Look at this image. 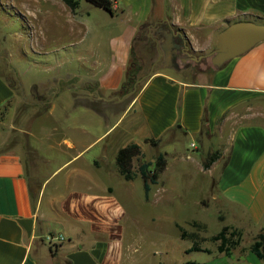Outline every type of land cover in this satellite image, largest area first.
I'll list each match as a JSON object with an SVG mask.
<instances>
[{
    "label": "crops",
    "instance_id": "1",
    "mask_svg": "<svg viewBox=\"0 0 264 264\" xmlns=\"http://www.w3.org/2000/svg\"><path fill=\"white\" fill-rule=\"evenodd\" d=\"M114 1V12H106L119 18L122 29L113 37L109 56H96L87 78L77 73L67 77L78 79L63 90L54 81L39 90L40 104L66 97L60 104L64 112L55 114L54 124L42 129L45 116L22 114L9 125L20 139L0 134V264H123L127 211L108 179L112 172L123 177L116 154L137 143L141 162L163 153L167 165L169 155L177 154L175 144L182 134L198 136L199 168L217 171L212 184L235 207L226 225L244 231L240 212L253 229L264 231V40L220 68L209 60L217 34L229 23H264V0ZM69 10L77 16L76 9ZM165 29L183 39L189 54L206 59L203 70L178 71L162 62L159 49ZM132 54L140 65L134 83L141 86L137 92L121 93ZM15 94L0 73V109ZM112 104L123 111L114 123L98 107ZM148 139H157V144ZM213 151L218 157L203 169L204 158ZM63 154L69 157L50 173L64 171L62 181L48 187L50 176L42 179L41 173L55 155ZM45 233H61L65 240L48 245ZM211 254L200 263L264 264L249 249L229 256Z\"/></svg>",
    "mask_w": 264,
    "mask_h": 264
},
{
    "label": "rangeland",
    "instance_id": "2",
    "mask_svg": "<svg viewBox=\"0 0 264 264\" xmlns=\"http://www.w3.org/2000/svg\"><path fill=\"white\" fill-rule=\"evenodd\" d=\"M63 1L0 0V73L10 81L16 93L0 109V118H3L0 134L4 136L11 133L18 139L22 137L17 130H9L13 120L22 114L45 116L42 129H49L54 124L52 118L55 114L64 112L60 104L66 97L48 99L42 94L41 98L48 99V104H40L39 90H43V85L58 82L63 90L67 82L74 83L78 79L73 76L68 81L67 77L77 73L87 78L90 76L88 67L93 69L91 61L99 55L105 58L112 51L113 37L122 27L119 18L110 17L105 10L87 0H79L75 8L77 16L74 17ZM152 61L153 58L149 63ZM138 72L135 81L140 77ZM97 75H94L95 79ZM140 86L141 83L137 82L134 91L137 92ZM123 91L121 88L120 92L125 93ZM98 107L110 115L111 123L123 112L115 104ZM123 123L124 120L118 129ZM15 126L22 128L24 125ZM97 127L95 124V129ZM32 142V139L28 140V143ZM212 142L217 144L219 139L214 138ZM191 143L197 147H192ZM175 147L177 154L169 155L168 164L159 173L157 183L151 184L147 195L137 171L142 161L140 156L133 159L136 172L132 179L127 180L114 172L108 178L127 211L121 241L123 264L203 262L212 258V251L218 252L219 241L210 240V236L231 222L229 215L235 207L224 201L212 184L217 171L213 173L199 168L201 149L198 136L182 134ZM96 149L98 146L88 154L92 155ZM153 150L146 148L147 153L156 154ZM67 157V154L61 158L55 155L41 173V178L49 177L52 169ZM63 173L50 176L48 187L62 181ZM237 214L246 226L244 231L240 230L239 244L232 249L235 253L247 250L259 232L253 229L244 214ZM180 227L186 231L185 237H181ZM194 241L202 249L187 251Z\"/></svg>",
    "mask_w": 264,
    "mask_h": 264
},
{
    "label": "trees",
    "instance_id": "3",
    "mask_svg": "<svg viewBox=\"0 0 264 264\" xmlns=\"http://www.w3.org/2000/svg\"><path fill=\"white\" fill-rule=\"evenodd\" d=\"M95 6H98L109 13H113V5L111 0H87ZM66 5L73 11L79 4V0H64ZM140 65L137 57L132 54L130 63L127 69V78L122 83L121 88L123 92H130L136 79V73L139 70ZM152 145L157 144V139H148ZM218 151L208 153L203 160V167L208 168L210 164L218 157ZM141 155L140 146L137 143H130L124 147H121L116 154V163L119 173L127 180L133 178L136 171L133 169V159ZM152 166V167H151ZM166 166V158L163 153H159L155 156L154 161H143L138 165L137 171L143 180V187L145 194L147 195L151 184L157 183L159 173ZM181 237L186 236V231L180 227ZM241 231L235 227L224 225L216 234L210 236V240L219 241L217 245V251L230 255L232 249H234L240 241ZM202 248L194 241L193 244L187 249L201 250ZM249 250L254 252L260 259H264V232L260 230L252 242L249 244ZM184 264H202L196 261H186Z\"/></svg>",
    "mask_w": 264,
    "mask_h": 264
},
{
    "label": "water",
    "instance_id": "4",
    "mask_svg": "<svg viewBox=\"0 0 264 264\" xmlns=\"http://www.w3.org/2000/svg\"><path fill=\"white\" fill-rule=\"evenodd\" d=\"M165 31L166 41L162 50L164 51L165 65L171 67L174 53L180 44L178 45L173 41L172 30L165 29ZM262 40H264V23L250 20L231 22L217 34L216 42L209 54L210 64L215 68H220L227 61L246 52ZM200 58L202 56L190 54L192 60H199ZM135 88L136 83L133 84L132 90Z\"/></svg>",
    "mask_w": 264,
    "mask_h": 264
},
{
    "label": "flooded vegetation",
    "instance_id": "5",
    "mask_svg": "<svg viewBox=\"0 0 264 264\" xmlns=\"http://www.w3.org/2000/svg\"><path fill=\"white\" fill-rule=\"evenodd\" d=\"M173 34H174L173 41L175 43H178V45L179 44L180 45L177 47L176 52L174 53L171 68L178 71L188 69L193 73L203 70L201 65L202 62H204L203 61L204 58L202 57L199 60L190 59V54L185 49L186 44L183 42V39L177 33L173 32ZM162 40L163 43H165L166 41L165 34H162ZM159 53H160V57L162 58V62H165L164 51L162 50V48L159 49Z\"/></svg>",
    "mask_w": 264,
    "mask_h": 264
},
{
    "label": "built area",
    "instance_id": "6",
    "mask_svg": "<svg viewBox=\"0 0 264 264\" xmlns=\"http://www.w3.org/2000/svg\"><path fill=\"white\" fill-rule=\"evenodd\" d=\"M112 5L114 4V0H111ZM43 240L48 245H54L56 243H60L65 240V236L61 233H45L43 235Z\"/></svg>",
    "mask_w": 264,
    "mask_h": 264
}]
</instances>
